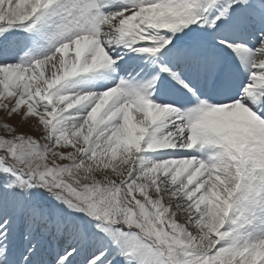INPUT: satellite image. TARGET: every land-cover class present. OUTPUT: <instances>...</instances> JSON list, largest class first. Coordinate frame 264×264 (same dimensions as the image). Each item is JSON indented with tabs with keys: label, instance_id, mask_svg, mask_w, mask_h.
Returning a JSON list of instances; mask_svg holds the SVG:
<instances>
[{
	"label": "snow or ice",
	"instance_id": "6c2138e0",
	"mask_svg": "<svg viewBox=\"0 0 264 264\" xmlns=\"http://www.w3.org/2000/svg\"><path fill=\"white\" fill-rule=\"evenodd\" d=\"M0 264H264V0H0Z\"/></svg>",
	"mask_w": 264,
	"mask_h": 264
}]
</instances>
